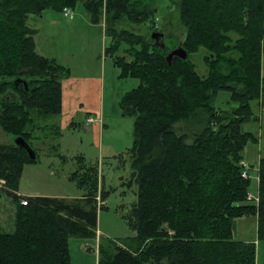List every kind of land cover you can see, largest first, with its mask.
<instances>
[{
    "label": "trees",
    "instance_id": "trees-1",
    "mask_svg": "<svg viewBox=\"0 0 264 264\" xmlns=\"http://www.w3.org/2000/svg\"><path fill=\"white\" fill-rule=\"evenodd\" d=\"M78 2L0 0V124L30 144L41 121L46 125L60 116L62 81L70 71L37 53L28 16L73 9ZM172 2L184 34L173 47H162L152 37L115 27L123 18L156 22L147 3L83 0L92 20L105 21L111 37L106 50L115 63L123 74L140 79L121 101L123 115L135 119L128 184L137 185V200L128 222L137 230L139 245L112 248L111 241L101 240L98 264H256V243L236 239L233 224L238 217L257 215L258 235L264 237V157L258 168L259 204L246 201L250 179L242 176L241 164L247 143L257 140L242 125L254 116L253 102L259 104L264 90V0ZM180 42L187 57L169 62L168 53ZM123 43L129 60L118 55ZM200 47L207 52V74H200L189 58ZM221 92L236 104L217 105ZM200 112L206 123L190 142L177 124ZM35 160L15 142L0 143V180L19 190L24 162ZM89 169L96 182L82 197L28 196L25 205L21 195L15 198V229L0 232V264H72L70 236L96 237L104 206L95 199L97 172Z\"/></svg>",
    "mask_w": 264,
    "mask_h": 264
},
{
    "label": "rangeland",
    "instance_id": "rangeland-1",
    "mask_svg": "<svg viewBox=\"0 0 264 264\" xmlns=\"http://www.w3.org/2000/svg\"><path fill=\"white\" fill-rule=\"evenodd\" d=\"M140 1L149 5L148 9L153 13L151 18H155L156 22L132 23L123 18L117 22V30L128 29L148 39L153 32L159 31L165 34L164 43L173 47L184 34L175 2ZM72 10V18L54 9H46L41 14H29L28 25L36 30L34 40L38 46L37 53L55 59L58 65L64 66L71 74L91 77V74L105 73L101 91L103 113L93 116L95 120L91 124L87 123L89 113L79 108L70 112L72 119L62 121L61 112L60 116H55L46 125L41 121L43 127L36 132L37 137L31 140L37 158L35 161L24 162L20 183L25 193L71 199L82 197L93 188L96 180L88 168L96 170L98 186L95 199L98 206L104 205L98 212L97 235H71L68 244L72 264H98L101 240L107 243L111 241L112 248L115 244L135 250L139 245L137 230L128 222L132 206L137 200V185L128 184L132 172V155L128 149L133 147L136 137L135 119L123 115L121 101L126 92L140 84V79L123 74V70L115 63L114 55L106 50L111 44V37L106 34L105 21L92 20V13L83 0ZM231 35L233 39L238 37L235 33ZM125 45H121L118 55H126ZM206 55L203 47L189 53V58L200 74L208 73ZM126 57L131 59L129 55ZM262 63L264 77V55ZM218 95L217 105L226 107L228 104H236L229 103V93L221 92ZM253 110L254 116L242 125V129L253 132L257 140L247 143L243 159L252 170L249 190L256 194L259 184L258 160L264 157V90L259 104L253 102ZM201 113L177 124L178 127H184L190 142L194 133L206 123ZM59 123L61 129L58 134L56 131ZM14 139L0 124V143L10 144ZM16 191L7 187L4 179L0 180V232H12L15 229L18 209L15 198L20 196ZM239 218L242 219L239 222L234 219L233 228L234 232L240 231V235L234 233V237L254 241L256 264H264V237L258 235L256 217L244 215L236 219Z\"/></svg>",
    "mask_w": 264,
    "mask_h": 264
},
{
    "label": "crops",
    "instance_id": "crops-1",
    "mask_svg": "<svg viewBox=\"0 0 264 264\" xmlns=\"http://www.w3.org/2000/svg\"><path fill=\"white\" fill-rule=\"evenodd\" d=\"M53 16H57V15H53ZM29 20L30 19L28 16L27 23H29ZM35 44H36V48L38 49L36 41H35ZM104 75H105L104 72H102V74L100 75L91 74V77L85 74L77 75V74L70 73V76L67 79H64V82L62 84L63 86L62 87V118H61L62 121H64L65 119L66 120L72 119L73 115H71L70 112H72L73 109L75 110L76 108L86 111L87 113H89V116H95V115L98 116L101 113H103V109L101 106V98H102L101 91H102ZM59 126H60V123H59ZM250 163L252 167H254L253 163L252 162ZM258 188H259V184H258ZM16 192L18 194H23V195L45 196L39 193L29 194V193L23 192L21 189V183H20L19 190ZM254 216L256 217V223L258 227L257 215H254ZM240 219L241 218L235 219V222H239ZM235 222H234V225H235ZM234 233L236 234V236L240 235V231H235ZM240 239L245 240V241H251L245 238H240Z\"/></svg>",
    "mask_w": 264,
    "mask_h": 264
},
{
    "label": "water",
    "instance_id": "water-1",
    "mask_svg": "<svg viewBox=\"0 0 264 264\" xmlns=\"http://www.w3.org/2000/svg\"><path fill=\"white\" fill-rule=\"evenodd\" d=\"M152 37L156 40L158 44L161 43L162 47H165V43H164L165 34L164 33L155 31L153 32ZM187 54H188V51L183 47L182 43L180 42V44L176 48H174L172 51L168 53L167 59L169 62H171L174 56H178L180 58L185 59L187 57ZM14 138H15L14 139L15 144H17L20 147H23L27 151L30 159L35 160L37 158L36 150L23 136H15Z\"/></svg>",
    "mask_w": 264,
    "mask_h": 264
},
{
    "label": "built area",
    "instance_id": "built-area-1",
    "mask_svg": "<svg viewBox=\"0 0 264 264\" xmlns=\"http://www.w3.org/2000/svg\"><path fill=\"white\" fill-rule=\"evenodd\" d=\"M62 13H63V15H64L65 17H70V18H72V17L74 16V12H73L72 8H70V7H65V8L63 9ZM94 120H95L94 117H93V116H90V117L88 118V122H87V123H88V124H91ZM241 164H242V166H243V168H242V176H243L244 178L250 179V178H251L250 175H251V173H252L251 168H250L249 166H247L245 160H242V161H241ZM257 179H258V182H259V175L257 176ZM20 195L22 196V198H21V202H22L24 205L27 204L28 201H29L28 196H30V195H23V194H20ZM246 200H247V201H250V202H253V203H256V204H259V202H260V195H259V192H257V193L255 194L253 191L249 190V191L247 192V195H246Z\"/></svg>",
    "mask_w": 264,
    "mask_h": 264
},
{
    "label": "flooded vegetation",
    "instance_id": "flooded-vegetation-1",
    "mask_svg": "<svg viewBox=\"0 0 264 264\" xmlns=\"http://www.w3.org/2000/svg\"><path fill=\"white\" fill-rule=\"evenodd\" d=\"M22 81H24L22 78H20V81L19 82H21L22 83ZM11 95H8V97H10ZM14 95H12V97H13Z\"/></svg>",
    "mask_w": 264,
    "mask_h": 264
}]
</instances>
